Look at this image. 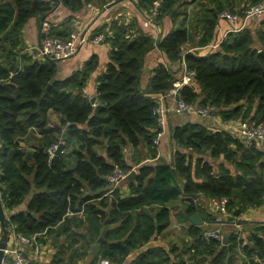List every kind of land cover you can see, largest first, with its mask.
<instances>
[{
    "label": "trees",
    "instance_id": "1",
    "mask_svg": "<svg viewBox=\"0 0 264 264\" xmlns=\"http://www.w3.org/2000/svg\"><path fill=\"white\" fill-rule=\"evenodd\" d=\"M88 1L93 0L0 1L1 199L10 213L31 195L26 209L10 214L9 228L15 225L17 232L26 235L57 229L74 243L83 240L87 245L107 228L106 242L93 255L96 261L187 264L185 254L172 255L175 249L146 247L171 225L169 203L181 200L186 205L178 219L186 223L191 236L185 252L192 254L195 264H236L238 249L243 253V264H264L260 258L254 259L260 252L264 260V224L237 218L261 204L264 148L255 141L245 142L229 130L189 121L171 129V159L167 164L158 163L159 145L154 139L159 129L153 111L157 97L169 92L177 77L160 63L152 70L149 85L140 86L145 56L157 45L170 60L182 61L184 57L188 69L195 70V82L181 88L186 101L214 105L224 120L250 117L264 121V26L253 30L246 23L241 30L230 31L218 48L182 55L191 37L186 16L158 40L141 30L133 34L131 22L111 21L109 27L106 24L95 32L105 33L112 50L106 70L98 77V103L94 106L84 92V74L75 72L57 79L58 61L35 59L21 47L22 30L31 18L48 16L60 4L79 10ZM99 1L106 5L121 0ZM135 1L138 8L149 11L156 0ZM195 1L201 7L194 17V30L200 33L198 44L203 47L215 43L221 11L234 8L230 0L223 4L220 0H164L155 19L161 21L170 15L176 21L178 9ZM259 1L243 0L240 14L250 2ZM54 31L59 34L56 26ZM86 67L94 68L96 62L90 60ZM50 112L61 115L54 126L49 125ZM36 132L40 135L37 142ZM64 133L65 149L74 147L68 153L64 149L51 156L48 148L59 143ZM141 145L149 148L152 161L139 166L133 181L126 180L127 193L116 187L105 195L112 188L107 176L116 166L125 171L134 167L127 161L126 147ZM194 153L223 157L237 173L224 163L216 170L204 158L194 161ZM223 196L230 199L229 240H205L202 235L210 228L191 220L194 213H203L195 199ZM236 223L242 225V231L236 229ZM248 236H252L253 244ZM134 252L138 253L128 261ZM3 264H7V256Z\"/></svg>",
    "mask_w": 264,
    "mask_h": 264
},
{
    "label": "crops",
    "instance_id": "2",
    "mask_svg": "<svg viewBox=\"0 0 264 264\" xmlns=\"http://www.w3.org/2000/svg\"><path fill=\"white\" fill-rule=\"evenodd\" d=\"M225 1L226 0H220L222 4ZM197 2L198 1H195L194 3H191L186 7H180L178 9L180 12L179 17L176 19V21H174L170 15H165L160 22L156 23H152L148 19V14H146V11L138 8L135 0L116 1L110 7H108V4L102 5L99 0H93L86 2L84 6H82V8H80L79 10H72L60 4L48 16L49 18H51V20H53V23L59 33L58 35L65 38H69L72 33L81 30H88L93 34H96L95 32L101 30L104 25L108 24L107 26L109 27L111 21L119 23H122L124 21L125 23H132L133 34H135L138 30H141L144 33L152 35L155 40H158L161 36L166 35L173 27H175V25H179L182 19L186 16L187 23L191 26V37L188 43L184 45L182 55H184L187 51L191 50L200 51L204 54L209 51L207 50L209 48H218L219 44L230 32V29L233 27V24L227 19H221L216 28L215 43H210L203 47L199 46L198 41L200 33H197L194 30V17L201 7V4L199 5V3L197 4ZM230 4H232V6L234 7V9L237 10V12H239L244 6L243 0H230ZM185 8L187 9V14L183 15ZM35 18L36 17L31 18L25 24L22 30L21 47H23V49L26 47L27 51L25 49L24 50L33 55L35 59H41V56L36 49L30 50V48H37V46H39L41 38L40 29L36 25ZM254 21V19L249 20L246 26H252V29L254 30ZM260 22L264 23V18ZM111 50L112 43L108 39L100 42L99 44H94L90 42L81 46L73 57L64 61L57 62L56 78L65 79L75 72H81L85 76V94H87L89 97L95 96L98 77L106 70L107 64L110 61ZM183 58L184 57H182V61L170 60L165 54V52L161 50L157 45H155V47L150 50L145 56L144 67L140 76V86L142 88H146L149 85L150 78L153 75L152 70L160 63L165 64L171 71L175 73L176 77H179L184 71ZM90 60L96 62V67H89L88 70V68L86 67V63ZM195 86L196 91L199 92L200 87L198 85ZM174 101L175 100L171 96L167 97L168 104L173 105ZM60 118V113L50 112L49 125L54 126L58 124ZM189 121L200 123L210 129L229 130L233 134H235L240 122V120H224L218 113L214 117L201 116L191 113L171 114L169 115L167 120L166 133L162 136L160 144L158 146L159 156H167V154L170 152L169 132H171V129ZM39 136L40 135L38 134V132H36L35 142H37V138H39ZM33 142V140L30 141L28 143V146L31 145ZM73 147L74 146L71 145L68 149H65L64 152H70ZM125 154L127 161L134 166L132 170H136L137 173L141 164L152 161V159L150 158L149 148L146 145H141L138 148L128 146L125 149ZM198 158H204L205 161L211 162L213 168L216 170L218 169L221 163H224V165L228 167L232 173H237L235 166L225 161L223 157L219 159H213L209 155V153H207L206 155L194 153V161H196ZM121 184L118 186V188H120L122 193H127L128 189L126 186V181H123ZM108 188L109 187H107V189ZM108 190L110 191L105 195L111 194V192L113 191L111 187ZM30 198L31 195H28L23 201V203L14 210H11L10 213H15L18 210L26 209ZM198 199L200 201L199 204L203 208V213H199L205 220L206 226H208L209 228L221 227L222 230H224L223 233L225 234V237L227 236L229 240L228 232L230 231V228L228 226L231 224L228 221V213L224 214L214 210L211 204V198L209 199L206 197H201V199ZM179 202L182 204L179 213H182L185 209L186 204L181 200ZM178 214L176 215V219L180 222V224L184 225L183 229L186 230V223L178 219ZM205 214H207L208 216H212L208 218ZM78 216L81 215L79 214ZM237 218L241 221H246L250 223L259 222L264 224V207L248 209L246 212L242 213ZM87 228L88 227H86V230ZM72 229L75 230V226H73ZM160 236L161 235L157 237ZM40 243L41 255L37 264H101V261H99L100 259L98 261L94 259V256L92 254L91 243L90 245L88 244L90 249L87 250L88 245L85 241L80 240L74 243L70 236H68L67 234L58 233L57 229H52V231H48L46 235L40 238ZM163 243L162 241L156 240L154 238L149 244L146 245V247L150 245H160L164 246L169 251H171L169 249L170 247L165 246L166 244ZM28 251L32 252L31 249H29ZM238 251L241 253V249H238ZM137 253L138 252L132 253L128 258V261L132 260ZM242 254L243 253H241L240 259H238L237 257L236 259L241 261V259H243ZM192 264H195L194 260Z\"/></svg>",
    "mask_w": 264,
    "mask_h": 264
},
{
    "label": "built area",
    "instance_id": "3",
    "mask_svg": "<svg viewBox=\"0 0 264 264\" xmlns=\"http://www.w3.org/2000/svg\"><path fill=\"white\" fill-rule=\"evenodd\" d=\"M164 0H156L153 6V14L159 12V5ZM264 15V0H260L258 3L250 5L245 11L244 15L236 13L229 8H225L221 11L220 17L222 19L229 20L233 27L230 31H239L245 27L248 20L259 19ZM243 18V23L240 24V19ZM55 25L53 20L46 17L41 28V39L40 44L37 48H30V50L36 49L41 56V60H55L64 61L73 57L78 49L87 44L94 43L99 44L105 40V33L93 34L88 30H81L71 34L69 38L62 37L55 33ZM183 73L174 82V86L169 90V92L161 94L157 97L158 105L154 108V115L156 117L157 127L159 132L154 139V144L157 146L160 144L162 136L166 133L167 120L171 114H197L201 116L214 117L217 115V107L214 105H199L198 103L188 102L181 95V88L185 85L192 84L195 82L196 72L195 70H190L187 67L186 61L183 58ZM171 96L175 101L174 104L170 105L167 103V97ZM93 97V96H92ZM90 97V99L92 98ZM95 102L92 103L94 106L97 105V88L96 94L94 96ZM178 97V99H177ZM235 135L245 142L249 143L252 141L257 142L259 145L264 146V121H259L254 118H247L240 120L238 128L236 129ZM59 143L52 144L48 148V152L51 156L56 153ZM132 170L125 171L122 168L116 166L111 174L107 176V180L112 186V189L118 187L131 173ZM112 191V190H111ZM1 196V190H0ZM197 200V199H196ZM230 199L227 196L223 197H213L211 198V204L214 210L227 214L228 204ZM264 207V195L261 199L260 206L254 208ZM236 229L242 231V225L236 223ZM48 229L36 232L32 235H26L17 232L15 225H11L9 233V242L6 249L5 256H7V264H37L39 257L41 255V243L40 238L46 235ZM243 237L241 233L238 237ZM202 238L209 240L210 238L217 239L219 241L225 240V235L221 228L218 227L213 230H207L202 235ZM31 249L32 252L28 250ZM255 261L259 260L256 256ZM101 264H110L108 259H103Z\"/></svg>",
    "mask_w": 264,
    "mask_h": 264
},
{
    "label": "water",
    "instance_id": "4",
    "mask_svg": "<svg viewBox=\"0 0 264 264\" xmlns=\"http://www.w3.org/2000/svg\"><path fill=\"white\" fill-rule=\"evenodd\" d=\"M116 1H113L111 3L108 4V7L112 6ZM47 15H39L35 18L36 20V25L37 27L40 29V37H41V28H42V24L45 21ZM41 39V38H40ZM95 97L93 96L90 101L91 103L95 102ZM178 99V97H177ZM65 140H66V134H63V138L62 141L60 142L58 149L56 150V153L59 154L61 153L64 149H65ZM171 159V152H169L167 154V156H159L158 157V163H162V164H167ZM172 174L174 173V170H172L171 172ZM137 176V171L136 170H132L131 173L128 175V177L124 180V181H133ZM9 212L6 211L5 206L2 202L1 196H0V230H1V234H0V264H3L4 262V257H5V253H6V249L8 247V242H9V233H10V228H9V224H8V219L10 217ZM34 216H36V214H34ZM191 220L194 224L201 226L205 223V220L203 219V217L200 215L199 212H196L192 215ZM88 233L85 232V235H87ZM107 228L102 230L99 238L91 243V248H92V254L96 255L100 246L102 245V243L106 242L107 238ZM247 239L250 241L251 244H253L252 241V236H248ZM225 241H228V237H225ZM255 248V247H254ZM258 257L262 260V262L264 261L262 259V256L260 254V252H257Z\"/></svg>",
    "mask_w": 264,
    "mask_h": 264
},
{
    "label": "rangeland",
    "instance_id": "5",
    "mask_svg": "<svg viewBox=\"0 0 264 264\" xmlns=\"http://www.w3.org/2000/svg\"><path fill=\"white\" fill-rule=\"evenodd\" d=\"M198 3H199V1L197 2V4ZM252 4L253 3L250 2L249 5H246L244 8V11ZM188 5H190V4H188ZM199 5H200V3H199ZM152 9L153 8H151L149 11L144 10V11H146V14H148V19L152 23L160 22L159 20L155 19V16L157 14H159V12L157 14H153ZM185 10H187V9L185 8ZM231 10L235 11V12L237 11L234 8L233 9L231 8ZM236 13H238V12H236ZM240 13L241 12H239V14ZM243 15H244V12H243V14H241V16H243ZM263 18H264V15L262 18L260 17L259 19H254L255 21H254L253 25L255 28H259L261 26H264V23L260 22ZM24 49L26 50V47ZM61 141H62V139L60 140V142ZM261 147L264 148V146H261ZM199 202H200L199 199H197V200L195 199V203H199ZM169 206L172 209V219H171L172 223L169 226V228L163 234H161L160 237H156L155 239L162 241V243L164 242L163 244H166L165 246H169L170 250L175 249V252H172L173 256L176 253L177 254H179V253L185 254L187 264H192V262L194 260L193 257L191 256L192 254L185 252L186 244L190 242L191 237H190V235L187 234L186 230L183 229L184 225L180 224V222L177 221V219H176L177 218L176 215L180 212L182 204L177 200L175 202H171L169 204ZM211 228L209 230H213V228L212 229ZM216 228H218V227H215L214 229H216ZM0 234H1V230H0ZM87 250H89V249L87 248ZM240 256H241V253L238 251L237 258L240 259ZM236 264H243V259H241V261L236 259Z\"/></svg>",
    "mask_w": 264,
    "mask_h": 264
}]
</instances>
